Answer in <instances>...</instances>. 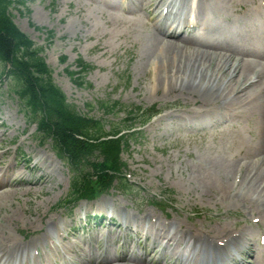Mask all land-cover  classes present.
<instances>
[{
	"label": "rangeland",
	"instance_id": "374dc122",
	"mask_svg": "<svg viewBox=\"0 0 264 264\" xmlns=\"http://www.w3.org/2000/svg\"><path fill=\"white\" fill-rule=\"evenodd\" d=\"M14 1L16 4L10 13L15 26L36 47H45L43 57L52 71L54 83L81 115L103 122L106 131H110L111 127L123 125L126 114H104L98 107L101 101L120 102L131 109L139 107L144 110L157 106L161 113L145 127L138 126L141 136H133L129 149L123 153V162L128 166L129 189L123 191L121 184H115L100 199L81 201L72 207L68 201L79 173L71 172L68 164L58 159L49 141L45 142V148L37 146L40 138L36 125H32L23 114L19 100L12 93L11 81L0 80V124L4 122L6 126L0 128V134L5 130L4 143L8 144L12 152L10 158L5 159L4 168L14 163L21 168L32 154L31 150L50 156L57 167L50 171L55 179L52 187L47 185L39 190L36 188L37 179L24 173L28 186L17 187L15 195L0 201L1 233H12L24 242L45 233L47 249L38 247L37 251L32 250L34 256L38 253L55 264H66L69 261L77 264L78 256L68 249L67 242L76 246V252L80 256L82 254L85 261L91 257H123L120 248L124 244L134 250L128 257H141L151 251V245L145 246L142 240L139 241L137 227L133 226L127 234L124 233L126 215L141 222L144 229L150 225L143 218L147 212L172 222L175 228L179 224H195L197 227L209 224L215 227L220 223L235 225L239 218L253 220L242 207L235 209L227 203L220 194L219 183L210 181L213 185L207 187L202 182V179L207 178L203 171L210 157L239 155L240 131H244L247 144L253 141L254 135L247 131L249 127L254 128L252 120L236 119L241 121L238 129L232 127L237 121L229 122L223 117L211 122H192L186 116L184 121L177 118L191 107L192 101L176 90L177 86L173 82L176 76L166 80V75L161 74L164 80L159 82L154 68L156 62L149 58L151 33L146 25L150 16L142 10L139 0H27L25 8L20 6L22 0ZM169 1L172 3L169 6L171 15L168 23L176 30L173 34L172 30L167 31L166 35L172 36L167 39L191 38L198 34L189 27L177 29L179 23L191 21L192 13L189 10L196 8L198 0L182 3ZM259 4L260 1L250 0H241L240 3L227 6L224 4L222 17L212 20L214 26L223 28L228 37L226 40L236 37L237 40L245 41L248 40L247 36H252L254 41H264V23H261L264 21V8H260L257 15L252 14ZM244 8L247 12L242 10ZM177 11L183 12L182 17L176 15ZM163 18V15H159L155 21L161 22ZM49 32L54 33L51 41L48 40ZM226 40L219 42L224 45ZM240 49L247 50L248 47ZM64 58L65 62L62 61ZM80 59L93 67L84 75L86 84L83 86L74 83L69 75L70 72L79 71L76 64ZM2 71L3 66L0 64V77ZM88 105L93 106V110ZM165 115L167 118L164 119ZM20 143L22 146L15 154ZM37 163L36 159H31L29 165L33 167ZM83 171L90 173V170L85 172V167L77 169V172ZM238 191L235 189V192ZM102 202L104 205H99ZM82 204L91 205L92 210L87 211L85 207L81 209ZM117 208L120 214L113 213ZM37 214L46 215L49 223L51 219L57 222L66 240L61 242L56 232L53 230L51 233L45 223L41 226ZM218 215L222 219L216 221ZM101 216H106L107 220ZM111 219L122 230V233L113 234L115 246L109 242L112 239L109 234V229L113 227ZM154 224L159 226L158 221ZM259 224L257 226L251 222L253 227L250 233L253 234L255 245L264 250V222ZM75 226L78 227V233L71 230ZM35 230L41 232L35 235ZM26 234L29 236L24 239ZM98 235V244L97 238L91 241V246L84 244ZM149 237L150 241L154 239L152 235ZM106 244L108 253H100ZM163 245L157 255L148 258V262H157L163 255H167L170 260L166 264H193L183 262L178 257L181 253L182 257L191 259L195 251L183 245L180 251H174L173 254L172 249L163 251ZM55 248H58V252ZM245 251L235 255V261L231 264L247 260ZM12 264H20V261ZM40 264L49 263L41 261Z\"/></svg>",
	"mask_w": 264,
	"mask_h": 264
},
{
	"label": "bare ground",
	"instance_id": "6f19581e",
	"mask_svg": "<svg viewBox=\"0 0 264 264\" xmlns=\"http://www.w3.org/2000/svg\"><path fill=\"white\" fill-rule=\"evenodd\" d=\"M185 2L187 0H175ZM241 0H198L196 8L189 10L192 13V21L179 23L177 29L189 27L195 30L191 38L167 39L166 32L173 29L168 23L171 12L168 7L172 2L168 0H139L142 10L149 13L147 28L151 33V45L149 47V58L154 59L156 76H159V82L173 79L180 95L185 96L192 101L191 107L186 109L183 115L177 118L185 120V116L192 122L208 120L209 122L219 118H227L230 122H238L232 127L240 128L241 121L236 119H251L253 127L247 131L253 134V141L247 144L244 139V131L239 133L241 140V149L239 155H230L228 157L214 156L207 160V167L203 171L205 174L202 182L208 185L219 183L221 196L235 209L242 207L245 213H248L253 220L239 218L235 225L223 223L211 226L203 224L202 226H185L179 224L176 228L172 222L161 219L152 212H147L143 218L148 220L150 225L143 228L141 222H137L134 217L126 215L127 224L124 233L127 234L133 226L137 227L140 233L139 241H143L145 246L151 245V251H147L141 257H128V254L134 250L130 245L124 244L120 250L123 257H91L85 261L82 254L78 255L77 248L70 242H67L68 249L78 256L77 264H166L170 258L163 255L157 262L149 261L153 255L159 253L160 247L164 244L163 251L172 249L180 251L185 245L190 251H195V255L185 258L179 254L178 259L189 261L193 264H231L234 263L235 255L242 253L245 249L247 260L235 262V264H264V250L257 247L254 243L253 234L250 233L252 225L259 226L264 222V41H254L252 36H247L248 40L240 41L236 37L226 40L225 32L222 27L214 26V18H221L223 14V5L240 3ZM260 1L259 7L254 8L252 14H256L260 8H264V0ZM166 7V8H165ZM121 10H123L121 8ZM243 11L246 8L242 9ZM125 12V10H123ZM247 12V10H246ZM163 15L161 22H156L155 18ZM176 15L182 17L183 12H176ZM257 15V14H256ZM191 17V16H190ZM261 18V17H260ZM227 19V18H226ZM262 19V18H261ZM39 24V21L34 18ZM261 23H264L262 21ZM181 24V25H180ZM22 29V28H21ZM23 30V29H22ZM172 38V36H169ZM168 37V38H169ZM238 37V36H237ZM219 40H226L222 45ZM240 47H248L247 50ZM250 48L255 50L251 51ZM257 49V51H256ZM259 52V53H258ZM258 71V72H257ZM169 73V76L167 74ZM162 74V75H161ZM180 79V84L178 83ZM157 80V79H156ZM179 84V85H178ZM174 86V87H175ZM170 117V114L168 115ZM164 119L167 118L165 115ZM162 119V118H161ZM256 127V128H255ZM0 128H6L4 122ZM5 130L0 134V201L9 199L17 193V187L28 186L25 181L24 173L31 174L37 179L36 188L42 190L43 187L50 185L52 187L54 177L52 172L57 169L54 161L45 153H32L26 159L24 165L19 168L14 163L4 168L5 159L10 158L11 149L5 144ZM45 140H39L37 146L45 148ZM22 144H18L15 154L18 153ZM31 159H36L38 163L30 167L28 164ZM59 159V158H58ZM62 163L63 160L59 159ZM15 168V169H10ZM210 179V180H209ZM206 180V182H205ZM212 183H211V182ZM204 187V184L202 188ZM238 189V192H235ZM99 205H104L102 202ZM85 207L87 211L92 210V206L82 204L81 209ZM113 213H119L120 209H115ZM40 225L46 224L49 231L54 230L64 242L66 236L61 233L57 222L49 221L46 215L37 214ZM110 218V217H108ZM107 220L106 216L102 217ZM222 219L217 216L216 221ZM158 221L159 226H155ZM109 229L112 246H115L113 238L114 232L122 233L120 226L114 224ZM73 233H78V227L71 229ZM41 230H35L37 235ZM150 235L154 239L150 241ZM29 234L24 236V239ZM97 244L99 235L84 244L91 246V241ZM43 247L47 249V234L42 233L34 239L27 242L18 239L12 233L0 232V264H12L20 261V264H40L46 261L49 264H55L38 253L34 256L32 250ZM92 249V248H91ZM58 252V248L54 249ZM98 248L96 249L97 252ZM108 253L107 244L102 246L100 253ZM201 258V260H199ZM79 262V263H78ZM66 264H75L67 262Z\"/></svg>",
	"mask_w": 264,
	"mask_h": 264
},
{
	"label": "trees",
	"instance_id": "16d2710c",
	"mask_svg": "<svg viewBox=\"0 0 264 264\" xmlns=\"http://www.w3.org/2000/svg\"><path fill=\"white\" fill-rule=\"evenodd\" d=\"M26 1L17 4L23 7ZM15 4L14 0H0V64L3 66L0 80L11 81L12 93L31 124L37 126L41 138L50 141L76 173L79 168L85 167V172L90 170L89 174L80 172L73 183L71 199L92 200L115 182L127 188L128 166L122 155L129 149L133 136L141 135L136 127L148 123L155 113L152 109H131L120 102L101 101L98 107L106 115L126 114L123 125L111 127L110 131H106L103 122L81 115L54 83L52 71L43 57L45 48L36 47L15 26L10 13ZM53 36L54 33L49 32L48 40ZM76 66L79 71L69 75L74 83L83 86L86 84L84 75L93 67L82 59ZM88 107L93 110V106Z\"/></svg>",
	"mask_w": 264,
	"mask_h": 264
}]
</instances>
